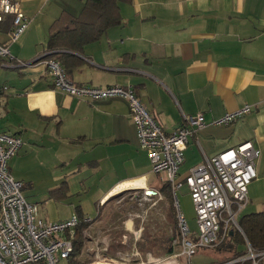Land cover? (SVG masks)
I'll return each mask as SVG.
<instances>
[{
  "label": "crops",
  "instance_id": "0c3cea01",
  "mask_svg": "<svg viewBox=\"0 0 264 264\" xmlns=\"http://www.w3.org/2000/svg\"><path fill=\"white\" fill-rule=\"evenodd\" d=\"M85 1L18 0L30 23L15 43L6 36L12 17L0 23V41L14 59L0 60V87L6 88L0 133L22 140L8 171L37 218L77 216L100 227L120 191L152 190L164 198L138 145L128 101L77 99L53 89L37 62L55 53L76 86L132 89L165 133L183 116L201 113L205 127L189 137L183 153L198 160L184 174L205 158L252 142L260 151L257 177L237 221L264 212V0H130L119 5L120 24L98 41L78 52L50 51L53 22L63 14L78 17ZM245 106L250 112L237 121L212 124Z\"/></svg>",
  "mask_w": 264,
  "mask_h": 264
},
{
  "label": "built area",
  "instance_id": "2783aa9c",
  "mask_svg": "<svg viewBox=\"0 0 264 264\" xmlns=\"http://www.w3.org/2000/svg\"><path fill=\"white\" fill-rule=\"evenodd\" d=\"M6 16L12 17L6 34L7 41L15 43L28 28L30 19L21 10L18 0H0V23ZM3 59L9 63L14 61L7 45L0 41V60ZM37 63L45 65L53 89L71 98L101 100L120 97L128 101L138 145L147 154L151 172L162 184L169 185L174 201L178 236L171 239L165 257L147 252L142 258L133 244L129 254H119L118 259H113L105 255L108 246L105 238L100 237L92 238L95 247L92 246L90 252L95 259L89 264H181L180 258L187 259L190 264L189 259L199 249L219 247L230 239L234 231L242 234L237 218L248 202L247 188L257 177L256 162L260 156V151L252 142L205 158L180 176L179 168L183 163L189 137L205 127L201 113L183 116L181 125L175 131L165 133L132 89L119 86H76L67 78L58 60L48 57ZM17 65L23 66L25 63L17 61ZM4 90L6 88L0 87V94ZM249 112L250 106H245L212 124L229 125ZM21 145L20 137L0 133V264H59L74 251L77 226L81 222L89 223L90 220L81 221L77 216H72L66 221L45 222L37 218L35 207L23 196L22 184L8 171V161L17 154ZM183 186L189 192L195 212L198 232L196 241L188 240L191 231L177 203V191ZM129 190L124 191L129 193ZM153 196L157 201L162 199L158 193L154 192ZM148 198L146 194L142 196L145 201ZM85 237L91 241L88 234ZM246 244V252L215 264H264V250L257 251L248 242ZM176 247L178 251H175Z\"/></svg>",
  "mask_w": 264,
  "mask_h": 264
},
{
  "label": "rangeland",
  "instance_id": "374dc122",
  "mask_svg": "<svg viewBox=\"0 0 264 264\" xmlns=\"http://www.w3.org/2000/svg\"><path fill=\"white\" fill-rule=\"evenodd\" d=\"M191 148L192 147H190V149ZM184 158L185 163L182 166V169H180V176L184 174L190 165L196 163L198 160L197 155H192L189 151L185 153ZM129 191V193L124 191L115 194L112 205L110 207L108 206L106 210V212L109 209L112 211H109V215L106 216L104 225L100 227H89L87 225V227L82 230L85 246L83 249L84 253L80 260L78 259V262L89 264L94 261L95 258L90 252V248L92 246L95 247L94 243H92V238L104 237L106 245L108 246L105 255L113 259H118L119 254H129L133 244L137 247V243L140 239L148 240L149 237H160L162 240H170L178 236L175 219V206L172 198L167 199L164 197L161 199L162 201H155L156 198L152 196L150 201H145L142 199L143 194L141 192L136 193L134 190ZM177 203L179 205V210L183 214L187 226L191 231L188 240L196 241V235L198 232L195 212L193 210L189 192L185 186L177 191ZM85 233L90 236L91 241L86 240ZM220 236L221 233L218 234V237ZM246 242L245 239L244 243L239 242V244L235 245L234 241L231 239L229 243L227 242L226 247L221 245V247L217 248L211 247L199 249L189 259L190 264H215L221 262L235 255L233 250H236V253L246 252ZM228 244H232L231 249L227 247ZM168 245L170 248V241L167 243V247ZM138 250L140 251L142 258H144V254L147 252H150L153 256L157 257H165L169 252L167 250L166 253L161 254L160 246H157L153 250L150 248H144V250L139 248ZM175 251H178V247L175 248ZM179 263L188 264V261L185 258H180ZM59 264H69L68 259L61 260Z\"/></svg>",
  "mask_w": 264,
  "mask_h": 264
},
{
  "label": "trees",
  "instance_id": "16d2710c",
  "mask_svg": "<svg viewBox=\"0 0 264 264\" xmlns=\"http://www.w3.org/2000/svg\"><path fill=\"white\" fill-rule=\"evenodd\" d=\"M129 1L130 0H86L82 13L78 17H72L66 14L61 15L49 28V50L52 52L60 50L78 52L83 46L98 41L109 28L120 24L121 16L119 5L121 3H128ZM57 54L58 53H55L53 56L51 55L49 57L60 62ZM161 191L165 198H172L169 185L163 184ZM80 220L82 221L83 219ZM237 222L242 234L238 231H234L230 239L221 245L226 247L227 242L229 243L231 239L234 241L235 245L239 244V242L244 243L246 239L251 248L257 251L264 250V212L244 215L238 219ZM87 225V222H81L76 228L73 241L74 251L68 258L69 264H82L77 261V258L80 256L84 245L82 230H84ZM168 242L169 240H162L160 237H149L148 240L140 239L137 243V247L141 250H144V248L153 250L157 246H160V253L163 254L166 253L167 250L169 251V246L167 247ZM221 245L219 247H221ZM227 247L231 249L232 244H228ZM233 252H235V255L232 257L241 254L238 252L236 253V250H233Z\"/></svg>",
  "mask_w": 264,
  "mask_h": 264
},
{
  "label": "water",
  "instance_id": "95a60500",
  "mask_svg": "<svg viewBox=\"0 0 264 264\" xmlns=\"http://www.w3.org/2000/svg\"><path fill=\"white\" fill-rule=\"evenodd\" d=\"M146 195H154V191L152 190H148L145 192Z\"/></svg>",
  "mask_w": 264,
  "mask_h": 264
}]
</instances>
